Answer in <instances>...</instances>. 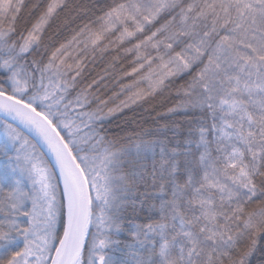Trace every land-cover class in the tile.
<instances>
[{"label": "snow or ice", "instance_id": "obj_1", "mask_svg": "<svg viewBox=\"0 0 264 264\" xmlns=\"http://www.w3.org/2000/svg\"><path fill=\"white\" fill-rule=\"evenodd\" d=\"M0 264H264V0H0Z\"/></svg>", "mask_w": 264, "mask_h": 264}, {"label": "trees", "instance_id": "obj_2", "mask_svg": "<svg viewBox=\"0 0 264 264\" xmlns=\"http://www.w3.org/2000/svg\"><path fill=\"white\" fill-rule=\"evenodd\" d=\"M161 102V98L160 97H157L156 101L154 102H150V104H157L159 105ZM150 104H145L143 105V107H137L134 109V111H129V112H126L125 113V117L131 119L133 117H136L137 119H139L140 117H143L144 119L148 120L149 123H152V117L155 116V112H145L144 109L146 108H149L150 107ZM170 105H163V106H158L156 107V112H160V113H164V109L166 107H168ZM165 119L171 121L173 119H182V117H166ZM116 122H119V120H117ZM160 123H164L165 121L162 119L159 121ZM167 135L169 137H171L172 133L171 132H168Z\"/></svg>", "mask_w": 264, "mask_h": 264}]
</instances>
